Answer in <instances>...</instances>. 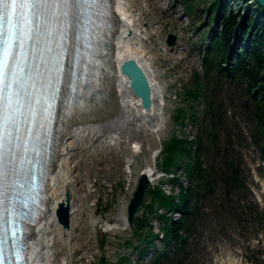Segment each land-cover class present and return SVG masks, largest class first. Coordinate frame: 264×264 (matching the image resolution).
Returning <instances> with one entry per match:
<instances>
[{"label": "rangeland", "instance_id": "obj_1", "mask_svg": "<svg viewBox=\"0 0 264 264\" xmlns=\"http://www.w3.org/2000/svg\"><path fill=\"white\" fill-rule=\"evenodd\" d=\"M221 1L126 0L141 37V50L164 86L166 121L158 131L133 125L125 131L129 140L100 141L77 151L73 170L63 176L70 181L69 192L75 198L73 225L71 231L58 229L52 236L51 260L55 264H139L150 258L148 253L141 260L140 254L150 235H136L127 220L126 224L123 221L124 216L145 170L150 165L164 170L162 152L166 143L175 137L187 141L185 132L193 121L191 115H197L198 121L202 117L203 96L194 98L192 90L203 75L202 52L210 40L205 41V36L220 27L212 11L223 10L224 6L217 4ZM243 2H236L234 7L230 4L226 14L232 9L248 13L249 7ZM172 35L177 37L174 45L169 43ZM250 98L236 94L227 82L219 91L228 127L240 131L234 143L244 160L246 187L243 194H234L231 202L227 197L213 199L214 194L202 200L203 212L185 264H264V152L256 143L257 128L244 109V102L250 104ZM177 115L184 123L177 120ZM191 161L187 154L178 155L171 175L189 178L185 167ZM203 163L208 166L206 158ZM163 174L156 175L160 179L156 178L154 185L167 181L160 177ZM161 188L168 194L179 191L175 184ZM157 209L165 212L163 206ZM152 215L154 225L159 226L157 213ZM244 253L252 256L251 263Z\"/></svg>", "mask_w": 264, "mask_h": 264}, {"label": "trees", "instance_id": "obj_2", "mask_svg": "<svg viewBox=\"0 0 264 264\" xmlns=\"http://www.w3.org/2000/svg\"><path fill=\"white\" fill-rule=\"evenodd\" d=\"M260 12L262 13V8ZM217 13L214 12L212 17L218 19ZM246 18L235 14L234 11L224 16L222 29L213 34L210 46L206 47L203 53L202 79L192 90L194 98L203 96L200 131L195 139L196 148L192 151L189 144L178 137L165 145L162 168L167 171L175 166L178 155L184 153L192 158V162H188L185 167L191 185L185 191L181 188L178 195H167L158 187L151 190V201L133 226L135 234L142 237L146 232L150 235L147 236L146 243L153 240L152 214L157 213L165 224L163 228L167 237L171 240L167 239L164 249L148 264H185L191 254L190 238L196 233L203 212L202 200L214 194L213 199L221 200L227 197L231 202L233 195L243 194V188L246 187L243 157L235 149L234 143V137L236 138L240 131L228 127L225 102L219 99V91L225 82L233 87L239 96L245 94L251 97L249 106L244 109L248 111L257 128L256 143L264 151V21L260 20L256 24V16L252 15L248 22L244 23ZM255 24L256 32L247 41L246 36ZM235 37L243 40L245 45L238 44L232 58L230 53ZM225 62L229 64V68L223 71L222 64ZM179 110L184 112L183 108ZM176 118L179 122L182 121L180 115ZM191 118L195 120L197 117L192 114ZM234 125L238 128L237 123ZM202 158L208 160V166L203 165ZM219 190V194L215 195ZM156 204L157 207L162 205L166 209H179L181 217L174 220L166 213L159 214ZM172 240L175 241V248L169 253ZM145 249L146 247L141 250Z\"/></svg>", "mask_w": 264, "mask_h": 264}, {"label": "bare ground", "instance_id": "obj_3", "mask_svg": "<svg viewBox=\"0 0 264 264\" xmlns=\"http://www.w3.org/2000/svg\"><path fill=\"white\" fill-rule=\"evenodd\" d=\"M114 2L116 4L115 14L119 26L118 29L116 28L113 37L115 52L112 62L117 71L115 84H117V92H119V96L121 97V112L114 117L86 122L85 120L78 121V119L88 108L95 107L101 109L100 111H96V113L98 112L97 118H99L100 115L104 117L102 112H104V114H110L109 109L102 107L105 101H101V99L92 106L89 104L87 106H79L76 109L78 115L71 118V122L73 123L63 134L59 157L55 164L56 171L50 184L52 201L50 211L43 222L35 229L31 244L30 264H48V260L51 256V249L53 247L52 236L55 231L58 229L71 231L70 229H66L60 222L59 210L61 205L68 200V191H70L68 187L70 181L68 182L67 179L65 180L63 176L73 170V159L76 157L77 151L91 143H98L100 141L111 143L118 139H123L129 135L126 134L125 131H129V128L131 129L133 125L138 126L139 124V126L143 125L148 130L158 131L164 126L166 121L165 104L167 96L164 86L159 79V74L155 66L146 53L141 50V37L134 24L131 13L132 9L126 3V0H114ZM131 60H137L151 78L154 102L150 109H147L144 101L135 94L131 78L122 71L125 63ZM105 89L103 90L104 93ZM104 93L99 95L102 96ZM145 173L150 177H154V166L150 165L145 170ZM155 180L156 178L154 177V181ZM74 200L75 198L73 197L72 225L75 213ZM126 216L127 215L124 216L123 220L125 224Z\"/></svg>", "mask_w": 264, "mask_h": 264}, {"label": "snow or ice", "instance_id": "obj_4", "mask_svg": "<svg viewBox=\"0 0 264 264\" xmlns=\"http://www.w3.org/2000/svg\"><path fill=\"white\" fill-rule=\"evenodd\" d=\"M42 0H0V5H3V8H0V21H4L5 17L9 18V22L16 28H25L27 29L30 25L33 24V20L36 19V17L31 18V24H28V19L22 15L23 8L20 9V12L16 13L15 19L12 17V10L13 5L19 4V5H25L30 4L32 5V10H35L38 8L41 4ZM27 25V27H26ZM0 29H2V25H0ZM27 42V39H26ZM24 61V53H20V63L17 65H14L15 69L23 70V63ZM0 75H2V70H0ZM13 73H9V82L7 85H4L2 82H0V98H3V109L4 112L7 113L9 109L12 108V105L8 103V97L6 92H4V89H7L8 91H11L12 83H13ZM46 105L39 106L38 109H32L31 106H29V111L27 113L28 119L25 121H21V118L18 116L16 121H11L9 118V122L12 125V128L15 129L16 135L12 137L11 144L12 148L11 151L6 156L7 161V167L10 171H12V165L14 164L13 155L15 154L18 143L22 144L23 140H29L31 139L35 143L40 142V136L41 134H44L46 136H51L52 134V128L48 122H46V115H45V109ZM33 111L35 112V124L36 127L32 128V116ZM32 133L31 137L29 136V133Z\"/></svg>", "mask_w": 264, "mask_h": 264}, {"label": "water", "instance_id": "obj_5", "mask_svg": "<svg viewBox=\"0 0 264 264\" xmlns=\"http://www.w3.org/2000/svg\"><path fill=\"white\" fill-rule=\"evenodd\" d=\"M264 5V0H259ZM176 36L172 35L169 43L174 45L176 43ZM123 73L131 78L132 87L136 95H138L145 103V106L150 109L153 106V89L151 78L144 69V67L137 61L131 60L125 63ZM121 97L114 93L112 99V110L108 117H114L121 112L120 107ZM105 119V118H104ZM152 187V179L145 172L142 174L131 201L128 206V223L133 225L137 217L143 212L144 206L147 202V195ZM72 192L68 191V200L61 205L59 210L60 222L65 228H71L73 207H72Z\"/></svg>", "mask_w": 264, "mask_h": 264}]
</instances>
